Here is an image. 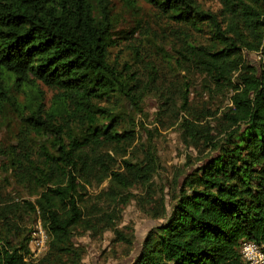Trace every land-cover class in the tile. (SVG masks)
I'll return each instance as SVG.
<instances>
[{
	"label": "trees",
	"instance_id": "trees-1",
	"mask_svg": "<svg viewBox=\"0 0 264 264\" xmlns=\"http://www.w3.org/2000/svg\"><path fill=\"white\" fill-rule=\"evenodd\" d=\"M112 1L0 0V105H11L20 122L17 143L0 151L9 158L0 172L34 196L15 200L0 190V264H30L24 223L32 218L50 236L37 264H81L76 231L114 220L119 205L135 198L131 189L153 188L155 149L148 146L142 159L125 156L157 75L144 78L135 62L111 60L118 39L131 34L118 29ZM120 1L134 11L141 0ZM142 1L205 31L206 41L190 36L170 56L186 78L183 140L204 157L170 191L162 188L153 208L165 221L148 231L131 264H247L243 242L264 245V68L247 58L264 46V0H218L219 11L196 0ZM187 73L202 78L195 90L224 93L229 105L192 110ZM37 82L57 91L48 108L31 97ZM14 91L30 96L18 101ZM112 98L124 106L102 104ZM34 139L42 142L34 147ZM91 187L100 188L93 199Z\"/></svg>",
	"mask_w": 264,
	"mask_h": 264
},
{
	"label": "rangeland",
	"instance_id": "rangeland-1",
	"mask_svg": "<svg viewBox=\"0 0 264 264\" xmlns=\"http://www.w3.org/2000/svg\"><path fill=\"white\" fill-rule=\"evenodd\" d=\"M198 5L211 11H219L220 3L218 0H196ZM114 12L118 15V29L129 30L131 34L126 38L118 39L116 47L111 49V60H116L122 64H134L136 68L146 78L152 71L156 72V81L152 92L144 98L143 112L136 115L137 118V143L128 148L125 157L142 159L145 149L150 146L155 149L158 155V169L151 180L153 188L150 190L140 185L131 189L130 193L135 196L126 204L125 208L119 205L114 220L110 223L106 221L99 222L95 229L82 227L77 230L78 235L74 241L82 250L81 264H131L141 251L142 243L148 231L162 222L165 218H156V209L158 200L164 192L170 191L169 186L172 180L183 179L182 173L190 171L204 155L188 146L183 140V131L180 123L184 115L180 112L182 105V96L184 94L183 82L184 72L178 74L175 72V65L171 62L170 56L175 49L176 44H181L191 36L197 41H206L207 37L204 30H188L186 25L179 24L168 17L160 15L155 8L144 1L136 3V10L129 11L120 0H113ZM134 30V31H133ZM133 31V32H132ZM136 53L139 60L135 61ZM250 61L256 63L253 55L247 57ZM141 62L137 66L138 62ZM189 75L191 90L190 101L191 108L195 112L205 108L212 110L224 109L229 105L228 95L224 93L203 92L201 87H195L202 82V78L197 73H187ZM15 92V91H14ZM18 101H25L29 98L30 92L16 91ZM39 101H42L43 107L48 108L55 100L57 91L51 87L37 82V88L32 93ZM167 99L168 109L162 106ZM124 100L121 98H112L110 102H104L103 105L122 108ZM133 110V107H130ZM12 106L7 104L0 105V151L6 146L17 142V134L20 129L19 118L16 117ZM150 139L154 140V145ZM42 141L34 139L31 145L38 146ZM121 154V153H120ZM119 154V155H120ZM122 155V154H121ZM199 159V160H198ZM9 162V158L0 153V169ZM190 164V165H188ZM188 166V167H187ZM104 186V185H103ZM0 190L5 197H11L15 200L20 198L34 199L29 191L16 184L13 177L0 172ZM100 188L91 187L86 194L87 198L93 199L94 194L98 193ZM171 194H166L168 209L170 210ZM101 217V216H100ZM39 219L32 218L24 223L26 229H30V240L26 260L30 264H37L43 258L46 252H38L32 248V231Z\"/></svg>",
	"mask_w": 264,
	"mask_h": 264
},
{
	"label": "built area",
	"instance_id": "built-area-1",
	"mask_svg": "<svg viewBox=\"0 0 264 264\" xmlns=\"http://www.w3.org/2000/svg\"><path fill=\"white\" fill-rule=\"evenodd\" d=\"M250 55H253L256 63L264 68V46L250 53ZM49 240V233L39 219L32 231L31 245L33 250L46 252L49 249ZM241 253L247 264H264V245H260L254 241H244L241 247Z\"/></svg>",
	"mask_w": 264,
	"mask_h": 264
}]
</instances>
